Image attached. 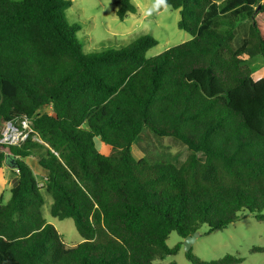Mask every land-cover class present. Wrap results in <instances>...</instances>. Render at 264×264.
I'll return each mask as SVG.
<instances>
[{"label":"trees","instance_id":"1","mask_svg":"<svg viewBox=\"0 0 264 264\" xmlns=\"http://www.w3.org/2000/svg\"><path fill=\"white\" fill-rule=\"evenodd\" d=\"M164 3L191 39L147 58L158 45L149 36L84 53L66 19L72 0H0V141L7 123L31 130L0 142V169L18 171L0 204V264H162L181 247L167 245L173 232L223 230L245 211L264 220V76L247 66L264 65V0ZM117 5L121 21L138 12L132 0ZM145 129L187 146L186 160L137 158ZM35 156L44 185L25 161ZM43 191L81 243L44 219Z\"/></svg>","mask_w":264,"mask_h":264},{"label":"rangeland","instance_id":"2","mask_svg":"<svg viewBox=\"0 0 264 264\" xmlns=\"http://www.w3.org/2000/svg\"><path fill=\"white\" fill-rule=\"evenodd\" d=\"M117 1L72 0L73 4L66 12V19L70 26L76 27V38L84 53L121 51L136 40L149 36L158 41V45L150 48L146 53V57L151 58L191 39L188 33L178 27L179 11L166 6L164 0H132L138 6V12L128 14L124 21L119 20L116 15ZM255 19L264 28V12L258 13ZM246 30L247 26L244 25L236 29L235 46L240 45L242 34H245ZM247 66L253 69L256 79L264 76L261 56L247 62ZM43 111L51 113V108L47 107ZM21 125L24 133L30 131L29 123L25 120L21 121ZM133 153L137 158L148 157L152 161H171L180 165L186 160L189 150L187 146L171 137L159 138L145 129L133 145ZM37 159L38 156L27 159L34 173L35 171L38 173V168L41 169L39 165L37 167ZM16 179L17 170L5 163L0 169V204L9 200L10 190ZM41 181L42 185L46 183L44 180ZM43 194L44 219L56 227L65 243L70 245L81 243L82 237L74 221L54 218L50 213L53 199L45 191ZM239 216L238 221L223 230L210 231L209 226L205 224L196 232L198 236L194 238L189 252L199 260L197 264L219 262L227 255L240 259L236 264H264V220H259L247 211L241 212ZM184 242L185 239L177 232H173L167 240V245L174 248L180 244L178 253L157 262L194 264L187 258Z\"/></svg>","mask_w":264,"mask_h":264},{"label":"built area","instance_id":"3","mask_svg":"<svg viewBox=\"0 0 264 264\" xmlns=\"http://www.w3.org/2000/svg\"><path fill=\"white\" fill-rule=\"evenodd\" d=\"M5 127L6 128H5L4 132H3V138L0 141L2 143H5V144H16L18 142H21V141L25 140V138L28 135V133H24V131L22 129H18V128L14 127L11 123H7L5 125ZM26 127H28L27 124H26Z\"/></svg>","mask_w":264,"mask_h":264},{"label":"water","instance_id":"4","mask_svg":"<svg viewBox=\"0 0 264 264\" xmlns=\"http://www.w3.org/2000/svg\"><path fill=\"white\" fill-rule=\"evenodd\" d=\"M196 236H198V234L194 233L192 236H189L185 239L184 245L187 252L191 250L192 242Z\"/></svg>","mask_w":264,"mask_h":264},{"label":"crops","instance_id":"5","mask_svg":"<svg viewBox=\"0 0 264 264\" xmlns=\"http://www.w3.org/2000/svg\"><path fill=\"white\" fill-rule=\"evenodd\" d=\"M27 159H28V158L25 159L26 162H27ZM27 163H28V162H27ZM28 164H29V163H28ZM36 164H37V167H38V159L36 160ZM29 165H30V164H29ZM31 168H32V166H31ZM39 170H40V171H39ZM35 175L37 176V179H38V181L40 182L41 185L43 184L41 180L47 181V179H46V177H45V175H44V172H43L41 169L38 168V173H36V171H35ZM42 178H43V179H42ZM17 179H18V177H17Z\"/></svg>","mask_w":264,"mask_h":264}]
</instances>
